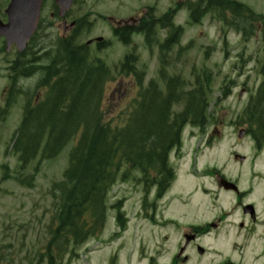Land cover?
Returning a JSON list of instances; mask_svg holds the SVG:
<instances>
[{
	"label": "rangeland",
	"instance_id": "1",
	"mask_svg": "<svg viewBox=\"0 0 264 264\" xmlns=\"http://www.w3.org/2000/svg\"><path fill=\"white\" fill-rule=\"evenodd\" d=\"M176 0H77L74 10H81L84 15L87 14L88 20L93 24L90 31H84L81 35V41L94 35L105 34L109 37V28L106 23L98 16L114 14L123 16V13H134L138 9L145 7L151 8V13L155 17L161 16L169 8L173 7ZM245 3H251L256 7L257 1L240 0ZM264 0L261 9L264 11ZM49 3V2H48ZM3 4L0 2V10ZM126 17V16H124ZM175 23L184 25L185 35L184 43L191 40L190 47L187 50H180L177 58V48H174L165 56L167 62V75L181 74L187 83V90L199 89L202 99L207 104V121L202 127L186 126L182 133L181 152L178 157L174 156L173 165L176 167L177 175L183 179L176 183L172 192L181 194V200L186 201L185 205L166 208L163 213H188V207L194 212L190 220H207L216 213H239L236 209V200L233 194L220 190L217 187L214 176L208 174L213 169H217L225 178L234 180L245 194L239 199L244 203L254 205L257 214V222L264 227V144L258 149L251 135L245 132L243 138L237 137V129L244 128V123H239L236 117L244 108V103L250 92H254L260 81L257 73L256 57L259 53L258 38L251 37L244 44V65L240 63L233 64L235 57L242 53L243 44L239 42V36L233 31L227 35L228 43L222 45L221 30L219 24L206 18L199 25H188L187 12H179L174 19ZM190 24V23H189ZM36 41H51L55 35L54 28H50L49 21H43L39 29ZM162 30L158 32V38L161 40ZM47 34V35H46ZM44 35L45 39L41 36ZM104 36V35H103ZM139 41V38L137 39ZM219 42V43H217ZM207 44L213 46L211 53ZM122 49V50H121ZM136 53L138 55L137 70L142 71L146 79L153 78L156 81L157 72L160 68L161 55L158 48L152 51L142 46L140 42L136 44ZM123 48L115 46L110 50L93 53L104 60L107 66L111 68L120 62L123 57ZM208 52L207 58L205 53ZM249 57L251 59L249 60ZM238 58V57H237ZM237 63V62H236ZM6 73V68H2L0 63V75ZM208 73H213L212 89H205V79L209 78ZM170 74V75H169ZM111 76H116L114 81L109 83L106 89V95L109 98L103 102L105 116L107 118L118 117L122 110H125L130 101L137 96L135 89L130 88L128 78L119 73L111 71ZM232 79L236 83L245 82L248 92L240 100L230 96L225 101H216L220 94V82ZM0 78V91L3 87ZM33 81L31 80V83ZM197 82V85L194 83ZM28 81L20 83L23 87L20 90L27 94L31 91L32 84ZM161 88L162 84H158ZM133 88V86H132ZM131 89V91H130ZM41 93V90L38 91ZM112 92V94H111ZM109 94V95H108ZM8 96V95H7ZM22 104L19 98L17 104L12 108L8 118L4 123H0V166L9 165L14 168L16 165V156L10 152V138L13 131L17 128L20 120V106ZM179 108H175L177 110ZM193 135V137H190ZM209 139L204 144V139ZM72 142L68 143L55 160L42 161L39 171L35 176L34 186L25 188L17 185L13 181L0 184V250L5 252L10 258L3 264H40L38 253L42 250V242L47 229L48 215L51 212V197L49 189L51 183L61 179L63 169L67 165V159L64 152L67 153ZM237 153L245 157L244 161H238L233 158ZM195 156V157H194ZM37 160H35L28 170H31ZM194 166V167H193ZM183 182L185 184L183 185ZM110 202L114 203L120 199L122 210L126 214L128 221L127 227L130 231L134 227H141L143 235L149 230V223L143 217L138 218L135 213H145L144 196L141 185L134 181L117 182L110 191ZM181 207L184 208L181 209ZM109 213H115L111 210ZM106 220L105 234L97 238L89 239L78 249V258H72L66 263V259L61 264H106L111 258L113 251H117L119 243L128 241L129 234L124 233L120 239L104 242L102 238L111 235L116 223L113 218ZM235 216V215H233ZM232 216V217H233ZM189 220V221H190ZM188 221V220H187ZM246 223V221H245ZM113 227V229L111 228ZM258 227V232L260 231ZM138 231V230H137ZM138 238V237H137ZM101 249H104L102 251ZM101 250L102 253L99 251ZM122 251V257L118 264H133L134 259ZM120 257V255H119ZM61 262V259L58 260ZM41 264H46L42 262Z\"/></svg>",
	"mask_w": 264,
	"mask_h": 264
},
{
	"label": "trees",
	"instance_id": "2",
	"mask_svg": "<svg viewBox=\"0 0 264 264\" xmlns=\"http://www.w3.org/2000/svg\"><path fill=\"white\" fill-rule=\"evenodd\" d=\"M168 17L161 18L164 25L169 24ZM256 18L261 27L264 59V19ZM249 19L251 15L244 17V35L250 34L252 29ZM152 32V26H147V36ZM171 37L169 34L164 46L169 48ZM60 47L62 55L42 67L40 85L49 86L46 98L32 108L26 107L27 114L18 129L13 150L25 163L38 149H41L42 158H51L76 137L65 172L66 183H69L66 202L60 209V218L66 227L59 224L53 232L58 235L60 230H70L78 243L86 226L84 213H91L97 221H103V198L120 172L128 177L133 169L139 170L145 191L153 183L167 181L164 175L167 153L178 144L182 124L191 116L195 120L201 117L203 104L198 94L185 95L179 84L174 87L172 79L166 82L163 91L152 82L142 88L143 74L140 73L136 75L139 99H132L117 118L106 119L100 103L105 69L102 65L93 66L83 48H72L64 41ZM121 71L124 75L134 72L131 58H125ZM262 72L264 75V63ZM262 90L264 102V83ZM183 96L185 107L174 112L172 106ZM251 124H258L260 134H264V109L256 112ZM57 235L50 240L49 248L57 244Z\"/></svg>",
	"mask_w": 264,
	"mask_h": 264
},
{
	"label": "flooded vegetation",
	"instance_id": "3",
	"mask_svg": "<svg viewBox=\"0 0 264 264\" xmlns=\"http://www.w3.org/2000/svg\"><path fill=\"white\" fill-rule=\"evenodd\" d=\"M51 14L57 26L60 22L69 24L68 27L61 26L63 34L71 36L74 33L72 40L80 39L82 24L88 22H84L80 15L77 16V12H68L64 18L59 19L57 6L54 5L50 16ZM63 28H65V33ZM123 28L126 27H112L111 33L115 34L118 29ZM94 46L98 48L103 46V43H95ZM221 214L223 213H218L209 226L205 228L190 226L189 232L181 235L178 241L164 242L156 247L154 250L156 257H149V264H246L248 260L244 256V213H240L237 226L231 222L226 223L225 216ZM209 233L211 239L207 243L203 242L202 237ZM158 259H161L160 262Z\"/></svg>",
	"mask_w": 264,
	"mask_h": 264
},
{
	"label": "water",
	"instance_id": "4",
	"mask_svg": "<svg viewBox=\"0 0 264 264\" xmlns=\"http://www.w3.org/2000/svg\"><path fill=\"white\" fill-rule=\"evenodd\" d=\"M71 0H57L63 12ZM41 0H11L6 10L8 22L0 23V35L5 36L7 44L15 43L19 51L23 50L26 42L35 30ZM225 187L228 183L222 181Z\"/></svg>",
	"mask_w": 264,
	"mask_h": 264
}]
</instances>
